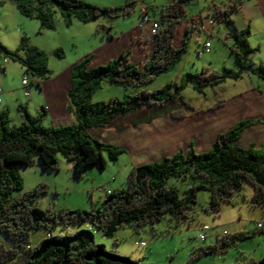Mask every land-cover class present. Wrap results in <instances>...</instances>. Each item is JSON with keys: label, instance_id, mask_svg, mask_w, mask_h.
Instances as JSON below:
<instances>
[{"label": "trees", "instance_id": "trees-1", "mask_svg": "<svg viewBox=\"0 0 264 264\" xmlns=\"http://www.w3.org/2000/svg\"><path fill=\"white\" fill-rule=\"evenodd\" d=\"M15 1L21 12L31 13L24 0ZM37 1L55 2L66 15L75 12L81 21L101 15L113 18L128 13V9L122 6H98L84 0ZM190 1L171 0L160 9V17L155 19L157 28L154 33L151 32L153 44L150 57L141 65L130 61L128 54L121 51L105 64L92 65L91 56H87L72 66V80L67 94L68 108L73 111L75 122L44 126V107L37 115H32L25 105L20 104L18 109L23 117L18 123L11 122L8 110L0 111V234L12 242L11 247L0 245V264H141L130 256L95 242L93 231L89 228L74 230L71 225L85 223L87 227L90 224L110 237L123 225H129L136 231L147 224L154 227L165 215L176 222L188 220L187 210L195 203L198 190L209 192L206 210L218 213L221 203L230 202L243 182L252 186L251 203L264 204V148L238 144L243 125L248 122H240L218 133L207 150L196 151L193 144L188 143L185 150L179 149L170 155H162L159 160L134 165L127 175L125 186L107 191L101 204L91 209L53 211L34 206V197L45 192L42 185L20 197L12 194L22 187L19 166L31 165L36 158L42 168L57 170L56 152H60L71 161L73 174L77 177L88 166L103 168L107 158L117 160L124 148L92 136L89 129L103 127L115 117L127 115L140 106H161L173 97L185 105L180 93L185 85L189 84L203 93L204 86L227 77L238 78L242 73H250V67L264 80V67H253L249 59L257 49L248 43L249 28L238 30L233 25L229 32L233 39L230 51L238 66L237 71L223 67L221 74L206 70L187 72L184 81L179 84L167 82L154 89L147 88L157 75L169 70L181 59L186 50L188 33L196 31L199 35L198 23L202 18L195 16L188 19L180 44L176 46L174 43L177 28L186 15L185 5ZM133 3L129 2L130 5ZM240 3H228L223 9L216 7L212 17L218 22L232 24L231 14L241 7ZM36 16L45 26L52 27L43 12H38ZM0 55L18 61L24 68V74L43 77L48 71L43 51L27 45L25 37L21 38L16 50L0 43ZM103 80L122 85L130 93H125L121 99L92 102V95ZM171 116L182 117L184 112L178 108L171 112ZM171 177L189 181L184 196L179 195L175 186L168 185ZM39 227H44L49 235L38 245H31L30 232ZM56 227L62 231L53 233ZM255 233L238 231L229 238L217 237L214 244L201 247L198 255L225 252L236 240ZM236 264H264V258Z\"/></svg>", "mask_w": 264, "mask_h": 264}, {"label": "rangeland", "instance_id": "rangeland-1", "mask_svg": "<svg viewBox=\"0 0 264 264\" xmlns=\"http://www.w3.org/2000/svg\"><path fill=\"white\" fill-rule=\"evenodd\" d=\"M84 1L98 6H122L128 9V13L113 18L101 15L89 21H81L75 12L66 15L55 2L39 3L37 0H24L31 10V13L27 14L19 10L15 0H0V43L10 50H16L21 44V38L25 37L27 45L36 46L43 51L48 69L43 77L31 73L24 74L23 66L18 61L0 55V79L3 78V89L5 93L10 92L8 90L15 92V104L9 113L11 122H19L22 115L18 109L20 104L25 105L28 102L29 108L27 106L26 108L32 115H37L41 111V105L37 103V96H40L38 82L55 77L61 81L65 75L72 80V66L87 56H91V63L96 64L109 62L121 51L130 56L133 53L131 43L136 42L134 37L137 36L130 31L138 26L143 9H146L148 19L152 21L160 17V9L171 0ZM131 1H134L132 5L129 4ZM238 1L244 6L248 5L249 12L243 13L241 7L235 10L231 14L234 24L218 22L215 19L212 34L204 30L199 35L196 31L188 33L186 50L181 59L169 70L157 75L147 88L154 89L167 82L179 84L184 81L187 72L206 70L208 73L221 74L223 67L237 71L238 66L230 51L233 39L229 32L231 26L241 24L247 17H250L247 24L250 31L247 40L251 47L257 48L249 59L253 67L256 65L264 67V0H191L185 5L186 15L182 19L196 16L204 20L213 15L216 7L223 9L228 3ZM38 12L46 15L52 27H47L41 22L36 16ZM140 28L138 27L143 34ZM182 29L183 27L179 25L174 36L176 46L184 36ZM109 39L114 42L106 44ZM206 41L210 43L209 51L203 48ZM102 45L104 47L101 50ZM117 47H120L118 54L106 57L105 53H111ZM103 50L104 52H101ZM20 53L23 54L24 51L21 50ZM253 69L250 67V73H242L239 78L227 77L218 83L204 86L203 93L189 84L185 85L180 89L185 105H181L180 100L173 97L161 106L150 108L146 106L144 109L132 111L127 117L117 116L104 127L89 129L92 136L124 148L115 161L109 160L106 156L103 168L88 166L82 175L77 177L73 174L71 161L60 152H56L57 170L42 168L37 158L31 165L19 166L22 187L13 191V196L20 197L42 185L45 192L38 193L32 201L34 206L42 209L83 210L100 205L107 191L125 186L127 175L136 165L135 160L142 152L135 145H141L142 142L160 146L170 144L171 140L172 143H176L175 133L178 130L179 117L171 116V112L178 109L177 105H181L183 112H187L191 107L213 102L214 99L218 103L220 98L218 96L233 95L247 88L249 80L243 77L244 75H251L254 80L261 79ZM22 77L27 79L25 87L21 83ZM25 91H28V95L24 94ZM125 93L130 92L122 85L103 80L93 93L91 101L121 99ZM49 124L48 121H42L44 126H50ZM168 132L172 133V136H168ZM150 151L152 150L148 149L149 155ZM152 161L154 160H150ZM167 183L175 186L181 197L185 195L189 185L188 180L175 177L169 178ZM252 190L248 182H243L230 202L221 203L218 213L206 210L209 192L198 190L195 203L187 210L188 220L176 222L165 215L153 225L154 227L147 224L138 231L129 225H123L108 237L90 224L87 227L85 223L71 225V229L89 228L93 231L95 242L107 249H114L119 254L130 256L141 264H236L248 259L258 260L264 256V233H257L255 223L264 220V204L251 203ZM61 231L60 227H56L53 233ZM238 231L256 233L236 240L225 252L198 255L201 247L214 244L217 237L229 238ZM48 235L49 232L44 227L33 229L30 232L29 243L38 245ZM0 245L11 247L12 242L1 233Z\"/></svg>", "mask_w": 264, "mask_h": 264}, {"label": "crops", "instance_id": "crops-1", "mask_svg": "<svg viewBox=\"0 0 264 264\" xmlns=\"http://www.w3.org/2000/svg\"><path fill=\"white\" fill-rule=\"evenodd\" d=\"M238 3H240V1H238ZM240 4L243 13L249 12L247 9L248 5L244 6L242 3ZM192 17L195 16H191V18ZM249 18L250 17H247L237 26L234 25L235 28L243 30L245 27H249V25H247L250 20ZM187 22L188 19H182L179 24L183 27V33ZM140 30L143 31V34L139 31L138 26L130 31V33L134 32L137 36L134 37L136 42L131 43L133 53L130 54L129 60L141 65L149 59L153 43L150 23L143 24ZM206 31L208 34H212L213 27H209ZM193 32L194 31H190L189 34ZM202 32L203 31L198 34H201ZM112 42L114 41L109 39L106 44H110ZM103 47L104 45H102L101 50ZM101 52H104V50ZM119 52L120 47H117L114 48L111 53H105V55L106 57H110L118 54ZM91 64L95 65L96 63L92 62ZM243 77H246L249 80V84L246 89H243L233 95L229 94L227 96H218L220 97L218 103L214 99L212 100L213 102L207 104L203 103L199 106L191 107L189 111L184 112V116L179 117L177 120L178 130L177 133H175L176 143H172L171 140L170 144L160 146L157 144H150V146L149 143L142 144V142L141 145L138 146L134 144L135 147H139L138 150H142L139 158L135 160L136 164L150 162V160H159L162 155H170L179 149L185 150L188 143H192L196 151L207 150L218 133L227 131L240 122L248 123L243 125L242 132L238 139V144L243 147L253 146L255 149L264 148V98L260 91L264 86V80H254L253 77L248 74ZM56 78L58 77H55V79L48 78L38 82V94H40V96H37V103H39L41 107H44L43 121H48L50 126H59L61 124L66 125L75 122V115L73 111H70L68 108L69 97L67 92L71 85V80L68 75H65L61 81L60 79L58 81ZM257 80H261V82ZM0 88L2 89L0 92V111L8 110L10 113V108L15 104V92H13L14 90H8L10 92L5 93L3 89V78L0 79ZM27 104L28 102L25 103V106H27ZM30 104L31 103H29V105ZM181 105L184 104L181 103ZM181 105H177L178 107L176 108H181ZM27 107L29 108V106ZM144 107L146 106H140L136 110L140 108L144 109ZM127 116L128 114L124 116L119 115L118 117ZM19 118L20 122L22 120V115ZM168 133V136H172V133ZM179 137L182 140H178ZM103 140L106 141L105 139ZM148 149L152 150L150 151V155L148 154ZM262 258H264V256Z\"/></svg>", "mask_w": 264, "mask_h": 264}, {"label": "built area", "instance_id": "built-area-1", "mask_svg": "<svg viewBox=\"0 0 264 264\" xmlns=\"http://www.w3.org/2000/svg\"><path fill=\"white\" fill-rule=\"evenodd\" d=\"M146 13H147L146 9H143V15H142V17L138 23V27H141L144 23L148 22V23H150V26H151V32L154 33L156 28H157L156 20L150 21L146 15ZM214 21H215V19L212 16H208L204 20L201 19L200 22L198 23V29H199L198 31L201 32L203 30L204 31L208 30V28L214 24ZM203 48L205 51H209L210 50V43L208 41H206L203 45ZM21 83L25 87V85L27 84L26 77L22 78ZM260 91H261V94L264 98V86L261 88ZM0 92H1V88H0ZM24 94L28 95V91H25ZM255 228L257 231H261V230L264 231V220L257 221L255 223Z\"/></svg>", "mask_w": 264, "mask_h": 264}, {"label": "clouds", "instance_id": "clouds-1", "mask_svg": "<svg viewBox=\"0 0 264 264\" xmlns=\"http://www.w3.org/2000/svg\"><path fill=\"white\" fill-rule=\"evenodd\" d=\"M148 23V22H147Z\"/></svg>", "mask_w": 264, "mask_h": 264}]
</instances>
